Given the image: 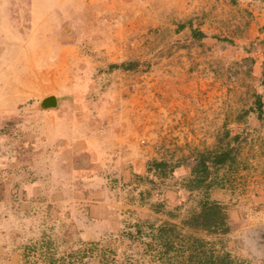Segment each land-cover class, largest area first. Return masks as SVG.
<instances>
[{
    "label": "rangeland",
    "instance_id": "rangeland-1",
    "mask_svg": "<svg viewBox=\"0 0 264 264\" xmlns=\"http://www.w3.org/2000/svg\"><path fill=\"white\" fill-rule=\"evenodd\" d=\"M263 92L264 0H0V264H190L165 223L264 264ZM207 198L227 234L185 225Z\"/></svg>",
    "mask_w": 264,
    "mask_h": 264
},
{
    "label": "trees",
    "instance_id": "trees-1",
    "mask_svg": "<svg viewBox=\"0 0 264 264\" xmlns=\"http://www.w3.org/2000/svg\"><path fill=\"white\" fill-rule=\"evenodd\" d=\"M193 35H197L193 31ZM198 39L202 40L205 37L203 33L198 34ZM113 68H117L116 65ZM264 92L257 96L255 106L251 109V113L259 118L264 113ZM229 134V133H228ZM235 138H239L236 135ZM232 150L227 149L223 152L206 151L201 152L197 158V164L192 170V176L189 179L188 187L194 190L209 191L212 183L208 182L212 170L215 167L228 165L229 162H234ZM161 170L167 167L166 163L154 161L150 165ZM192 232L205 231L210 234H227L230 231L229 215L226 208L215 200L207 198L199 204V212H195L185 221ZM152 237L155 241L161 244V247H166V251L175 250V244L172 237L176 236L180 240V248L176 249L179 257L183 261H188L190 264H203V261L211 262V264H232L236 261L230 252L217 250L212 247L210 242L196 238L194 235L183 236L177 231V225L165 223L162 226L155 227L150 225Z\"/></svg>",
    "mask_w": 264,
    "mask_h": 264
},
{
    "label": "water",
    "instance_id": "water-1",
    "mask_svg": "<svg viewBox=\"0 0 264 264\" xmlns=\"http://www.w3.org/2000/svg\"><path fill=\"white\" fill-rule=\"evenodd\" d=\"M58 106V99L56 96L51 95L49 97H46L43 99L41 103V108L42 109H56Z\"/></svg>",
    "mask_w": 264,
    "mask_h": 264
}]
</instances>
